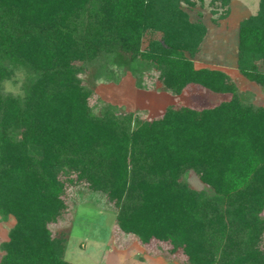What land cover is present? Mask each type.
<instances>
[{"label":"trees","instance_id":"trees-1","mask_svg":"<svg viewBox=\"0 0 264 264\" xmlns=\"http://www.w3.org/2000/svg\"><path fill=\"white\" fill-rule=\"evenodd\" d=\"M201 0H0V216L14 218L0 264H70L65 189L85 184L135 240L180 264H264V103L243 101L223 70L195 67ZM230 0H210L211 21ZM147 40L143 45L144 40ZM114 57L152 70L174 96L197 84L231 94L210 107L178 100L152 118L106 107L85 64ZM264 0L237 25L236 69L264 87ZM21 65L22 95L1 84ZM136 71V72H137ZM140 72V73H141ZM192 171L209 187L184 179Z\"/></svg>","mask_w":264,"mask_h":264},{"label":"rangeland","instance_id":"rangeland-1","mask_svg":"<svg viewBox=\"0 0 264 264\" xmlns=\"http://www.w3.org/2000/svg\"><path fill=\"white\" fill-rule=\"evenodd\" d=\"M251 1L253 0H230V14L218 26L211 21L213 14L210 0L198 1L194 6L187 7V11L192 19L200 18L206 27L200 51L192 57L193 65L205 62L208 66L223 69L234 82L241 100L260 105L264 103V87L247 80L233 66L236 22L252 13L254 6ZM146 41L145 39L143 45ZM258 65L264 70V63L259 62ZM85 66L83 77L86 83L93 86L97 95V112L111 107L117 111L131 112L139 118H152L160 115L165 106L175 100L193 108H201L213 106L231 96L228 92H215L197 84L188 85L183 93L174 96L161 86L153 69L143 73L136 72V64L128 66L126 61L120 62L114 57L100 56ZM28 75L23 66H15L10 77L2 82V91L22 95L29 80ZM9 87L12 91L6 90ZM183 179L197 190H209L192 171H186ZM64 200L67 203L66 211L55 223L50 224V229L54 232L64 231L68 226L70 228L64 258L73 264H117L121 254L114 250L118 245L114 238L123 235L122 239L125 240L128 236L121 234L114 226L116 211L112 203L107 201L102 192L93 191L83 183L68 186ZM262 214L264 216V210ZM13 222L11 215L5 219L0 216V242L6 239ZM149 260V264H166L160 258ZM168 261L171 262L167 264H180L177 260ZM123 264L144 262L135 257L133 261H125Z\"/></svg>","mask_w":264,"mask_h":264},{"label":"crops","instance_id":"crops-1","mask_svg":"<svg viewBox=\"0 0 264 264\" xmlns=\"http://www.w3.org/2000/svg\"><path fill=\"white\" fill-rule=\"evenodd\" d=\"M229 3H230V1H229ZM251 3L253 4L254 8H253L252 13H250V14H254L256 12V10H257V7H258V0H253V1H251ZM228 6H229V4H228ZM229 14H230V7H229V11H228V14L226 15V17H224L223 19L219 20L218 23H216L215 25L218 26V25H220L221 22H225L226 18L229 16ZM250 14H247L246 16H248ZM246 16H243V17H241L240 19L237 20V22H236V35H237L238 22L242 18H244ZM236 44H237V36H236ZM199 51H200V47H199ZM199 51L197 52V54L199 53ZM234 58H235V62H234L233 66L236 69V46H235ZM202 63L203 64H201V65H195V67L208 66V64H204L205 62H202ZM208 67L216 68L215 66H210V65ZM217 69L223 70L221 68H217ZM65 248H66V246H65ZM116 248L114 250H117V252H119L121 254V256H119V260H118L117 264H123L125 261H133V258H135V257L137 259H139L140 261H143L144 264H149V261H151L149 259H151V258H160L161 260L166 262V264H167V262H171V261H168V260L164 259L162 256H161L162 258L159 257L160 255H153V254L148 253L146 251L145 247L143 245H141L140 243H138L137 241H135V240L130 241L125 246H122V247H118L117 246ZM66 261H68V260H66ZM68 262L70 264H73V262H71V261H68Z\"/></svg>","mask_w":264,"mask_h":264},{"label":"clouds","instance_id":"clouds-1","mask_svg":"<svg viewBox=\"0 0 264 264\" xmlns=\"http://www.w3.org/2000/svg\"><path fill=\"white\" fill-rule=\"evenodd\" d=\"M6 90H8V91H12V89L9 87L8 89H6Z\"/></svg>","mask_w":264,"mask_h":264}]
</instances>
